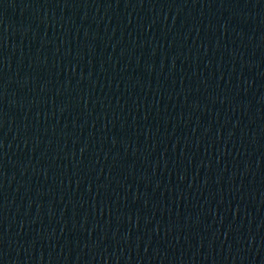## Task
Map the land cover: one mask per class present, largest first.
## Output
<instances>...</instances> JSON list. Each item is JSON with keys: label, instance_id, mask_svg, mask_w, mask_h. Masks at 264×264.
Returning a JSON list of instances; mask_svg holds the SVG:
<instances>
[{"label": "water", "instance_id": "1", "mask_svg": "<svg viewBox=\"0 0 264 264\" xmlns=\"http://www.w3.org/2000/svg\"><path fill=\"white\" fill-rule=\"evenodd\" d=\"M0 264H264V0H0Z\"/></svg>", "mask_w": 264, "mask_h": 264}]
</instances>
